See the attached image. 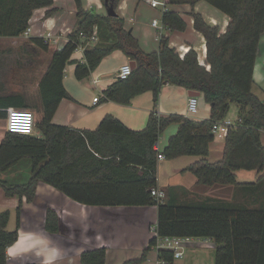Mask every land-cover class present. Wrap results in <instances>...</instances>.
Segmentation results:
<instances>
[{
	"label": "trees",
	"instance_id": "16d2710c",
	"mask_svg": "<svg viewBox=\"0 0 264 264\" xmlns=\"http://www.w3.org/2000/svg\"><path fill=\"white\" fill-rule=\"evenodd\" d=\"M74 1L80 21L78 30L69 36L63 49L54 53L40 84L43 118L37 127L41 138L8 132L0 144V174L24 160H30L32 165V176L25 184L13 185L0 179L5 196L21 201L15 231H8L10 211L0 214V264H8L7 250L19 240L23 199L32 202L40 182L86 206H156L160 237L213 240L217 245L215 264H264V101L253 92L255 65L264 36V0H165L168 6H195L205 1L231 19L226 33L220 34L218 27L208 25L201 15L193 13L195 29L207 41L210 70L200 65L193 49L181 59L165 36L161 37L157 52H144L132 33L125 30V21L118 13L117 17L102 16L84 10L83 0ZM102 1L117 12L121 0ZM54 5V0H0V38L23 36L35 11L49 9L46 15L51 16L57 11ZM162 20L171 32L187 29L184 19L172 10L165 12ZM95 27L109 43L85 51V63L75 70L78 81L89 78L103 59L119 50L137 67L129 79H117L103 92L105 101L130 105L137 96L152 92L156 105L162 88L171 85L203 95L211 107L210 118L196 121L182 115L162 117L152 112L142 131L130 130L112 115H107L94 131L55 125L54 117L62 101L72 99L64 84L65 70L80 46L81 33L92 36ZM31 42L49 50L44 39L32 38ZM232 105L239 107V120L230 127L220 148L221 160L211 163L214 127L225 122ZM9 108L29 110L21 97L0 98V119L7 118ZM173 124L180 128L160 152V138ZM160 154L168 161L199 157L184 173L195 175L198 184L206 187L239 186V171L262 174L256 188L244 184L249 194L256 197L258 207L183 204L167 198L159 204L151 191L159 189ZM172 192L167 190V197ZM59 227L57 213L49 210L47 230L56 234ZM155 243L154 238L150 247ZM158 254L159 260L174 262L172 252L161 250ZM106 259L107 250L101 248L84 253L81 264H106Z\"/></svg>",
	"mask_w": 264,
	"mask_h": 264
},
{
	"label": "crops",
	"instance_id": "0c3cea01",
	"mask_svg": "<svg viewBox=\"0 0 264 264\" xmlns=\"http://www.w3.org/2000/svg\"><path fill=\"white\" fill-rule=\"evenodd\" d=\"M54 3L57 11L51 16L46 15L49 9L35 11L30 23L32 32L28 37L23 35L19 38H0V98L11 96L23 98L27 109L36 113L37 122L43 118L41 81L49 70L54 53L65 47L69 42V36L78 30L80 23L74 0H54ZM83 8L86 11L94 9L97 14L108 16L107 7L102 0H83ZM157 9L153 8L147 0H121L117 13L125 21V30L132 33L144 52L158 51L160 41L157 37L159 33H162L169 39L170 47L176 50L181 59H184L193 49L198 54L200 65L207 68V41L204 35L195 29L193 13L201 15L208 25L218 27L220 34L226 33L231 22L229 16L205 1L198 2L195 6L190 4L168 6V10L176 12L184 19L187 29L184 32H171L167 28L160 31L153 27V21L157 19L154 12ZM162 12L161 19L157 20L163 23L162 17L165 13L163 9ZM94 31L97 32V41L80 39V48L74 53L72 62L65 70L64 84L67 91V85L70 83L72 88L84 87L94 93L97 90V94H100L94 95L91 92L89 100L82 101L87 104L85 105L68 92L72 99L62 101L54 117L55 125L74 130L94 131L107 115H112L130 130L142 131L147 127L152 112L162 117L173 114L182 115L196 121L210 118L209 104L203 106L201 115L193 117L188 108L191 91L171 85H165L162 88L156 105L152 92L137 96L130 105L105 101L103 96L101 97V92L116 82L118 71L123 65L133 62L119 50L103 59L98 69L89 78L78 81L75 70L79 64L85 63V51L109 43L108 39L100 36L98 27H95ZM49 35L52 37L49 38ZM32 38L44 39L49 44V50L45 51L37 47L31 42ZM86 80H89V83ZM94 80L99 81L97 86L93 85ZM254 82L253 92L264 101L261 97L264 94V36L261 39L259 56L255 65ZM96 96H100L101 101L94 105ZM198 99L199 107L201 102L206 103L203 95H200ZM198 114H200L199 111L195 115ZM238 120L239 118L236 122ZM225 122H228L227 119ZM179 128L180 125L173 124L163 133L158 145L160 152L166 149L170 138L177 134ZM7 133V118L0 119V144ZM36 135V137L42 136L38 127ZM223 142L215 141L212 144L209 161L214 154L216 162L221 160L220 148ZM262 143L264 145V134ZM199 160V157H182L172 161L164 159L159 162V189L165 193L169 189L173 191L172 196L167 197L168 201L171 199L183 204L230 203L251 208L258 207L256 197L249 194V189L244 184H252L255 185L253 188H256L262 174L256 171H239L236 173L239 186L206 187L198 184L195 175L184 173V170ZM24 161L9 172L0 174V179L13 185H20L16 183L20 173L15 175L12 171L21 167ZM184 161L186 163L181 165ZM170 162L176 163L178 169H175L172 181L167 182L162 178L160 171L165 163ZM20 205L21 201L18 197H6L4 190L0 187V214L10 211L11 219L8 225L10 232L17 229V211ZM49 210L55 211L60 219L59 232L56 234L47 230ZM157 222L158 207L156 206H86L71 200L54 187L40 182L35 199L30 203L23 199L19 240L7 250L8 264H81L84 253L101 248L107 250L106 264L132 262L158 264L159 252L154 247H150L155 237L153 228ZM216 250L217 245L213 240L197 239L196 241L194 239L185 247L183 257L174 259L172 264H215Z\"/></svg>",
	"mask_w": 264,
	"mask_h": 264
},
{
	"label": "built area",
	"instance_id": "2783aa9c",
	"mask_svg": "<svg viewBox=\"0 0 264 264\" xmlns=\"http://www.w3.org/2000/svg\"><path fill=\"white\" fill-rule=\"evenodd\" d=\"M151 4L153 8H159L161 7L164 12L168 11V5L167 3L162 0H147ZM31 23V21H30ZM153 27L159 29L160 31H163L165 26L163 23L159 20L153 21ZM32 32L31 27L28 28V30L25 32V36H29ZM162 33L158 34L157 39L160 41L162 37ZM52 37V35H49V38ZM80 37L85 40L89 41H97V32L94 31L92 36H88L85 33H81ZM80 48V47H79ZM207 68L210 70V66H207ZM133 68L131 63H127L123 65L117 74V79L120 80H127L129 79L133 74ZM99 84V81L94 80L93 85L97 86ZM103 90L101 92V97L103 96ZM100 96H96L94 98V105H97L101 101ZM199 99L197 97H191L189 100V113L192 115H195L198 113L199 109ZM7 111V130L9 133L12 134H18L23 136H30V137H36L37 133V118L34 112L26 109H16V108H9ZM231 122H224L215 125L213 130V136L215 138V141H224L227 137V134L229 132L230 127H232ZM41 138V137H37ZM158 150V147H157ZM164 156L162 154L159 155V160H164ZM152 196L156 199V201L160 204L164 203V201L167 198V195L164 191L160 189H152L151 191ZM153 233L155 234L156 243L154 246V249H156L158 252L161 250H167L173 253L174 259H179L183 257L184 249L187 245L191 244L193 242V238H181V237H160L157 233V225L153 228ZM158 264H172L170 262H167L165 260H159Z\"/></svg>",
	"mask_w": 264,
	"mask_h": 264
},
{
	"label": "rangeland",
	"instance_id": "374dc122",
	"mask_svg": "<svg viewBox=\"0 0 264 264\" xmlns=\"http://www.w3.org/2000/svg\"><path fill=\"white\" fill-rule=\"evenodd\" d=\"M91 11L94 12V13H97L94 9L91 10ZM162 13L163 12H162V9L161 8H158L154 12L155 17L157 19H159V20L161 19V14ZM152 18H153V16H152ZM88 81L89 80H86V82H88ZM85 87H87V86H85ZM67 88H68V92H70L73 96H75L76 99L80 103H84L82 101H88L89 100V96H91V92L94 95L97 94V90H95V93H94L93 91H89V89L84 88V87L72 88L71 85H70V83H68ZM98 94H100V93H98ZM261 97H263V99H264V94ZM85 105H87V104H85ZM203 106H208V105H207V103L201 102L200 103V107H199V113L200 114L194 115L193 117H197V116L201 115V110H202ZM239 112H240L239 111V107H237L236 105H232L231 106V111H230V113L228 115V118H227V121L228 122H231L232 125H235L237 123L236 122L237 119L239 118ZM35 115H36V113H35ZM218 149H219V147H218ZM185 160H187V159H185ZM210 161L211 162H216L215 154L213 155V157L210 158ZM185 163L186 162L184 161V163H181V165H184ZM177 166H176V163H171L170 162V163H165V165L161 167V171L160 172H161V174L163 176L162 178L164 179V181L165 180L167 182H171L172 181L171 178L174 176L175 169H178ZM12 172H15L14 173L15 175H17V174L20 173V176L18 177V180L16 182L17 184H20L21 185V184L27 183L30 180L31 176H32V165H31V162L29 160L24 161V163H23V165H21V167H18L17 169H15ZM167 176H169L168 179H167ZM0 178H1V175H0ZM238 178H239V176H238ZM195 240L197 241V239H195Z\"/></svg>",
	"mask_w": 264,
	"mask_h": 264
},
{
	"label": "water",
	"instance_id": "95a60500",
	"mask_svg": "<svg viewBox=\"0 0 264 264\" xmlns=\"http://www.w3.org/2000/svg\"><path fill=\"white\" fill-rule=\"evenodd\" d=\"M107 12H108L109 17H117L118 16L117 12L112 7H107ZM131 65H132L133 70H135L137 67V63L135 61H133V62H131ZM200 95L201 94L197 93V92H191L190 93L191 97H197L198 98V97H200Z\"/></svg>",
	"mask_w": 264,
	"mask_h": 264
}]
</instances>
